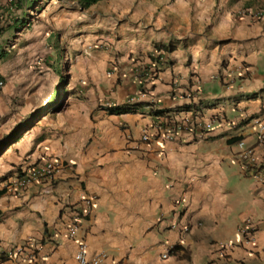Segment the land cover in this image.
I'll use <instances>...</instances> for the list:
<instances>
[{
    "label": "crops",
    "instance_id": "1",
    "mask_svg": "<svg viewBox=\"0 0 264 264\" xmlns=\"http://www.w3.org/2000/svg\"><path fill=\"white\" fill-rule=\"evenodd\" d=\"M31 1L0 37L16 43L10 52L0 44V80L19 79L50 43L61 50L63 26L77 65L62 111L0 133V145L8 141L0 149V253L32 241L41 245L37 264H79L67 226L71 209L91 195L97 200L78 239L90 257L105 252L106 264H205L222 243L237 244L234 263L264 264V184L236 157L240 140L257 145L250 120H264V19L238 13L264 11V0H108L87 10L48 0L38 28L21 25ZM156 49L167 50L168 61L151 96L130 113L110 114L140 88L133 61L148 64ZM3 92L14 98L9 83ZM154 110L212 129L201 141L186 131L175 142L146 144L143 130L165 119ZM257 151L264 156V145ZM47 159L65 162L54 181L20 197L5 191L18 168ZM246 219L256 224L253 248L238 245ZM172 223L191 232L183 236Z\"/></svg>",
    "mask_w": 264,
    "mask_h": 264
},
{
    "label": "built area",
    "instance_id": "2",
    "mask_svg": "<svg viewBox=\"0 0 264 264\" xmlns=\"http://www.w3.org/2000/svg\"><path fill=\"white\" fill-rule=\"evenodd\" d=\"M17 0H8L5 6H0V26H3L14 11ZM240 18H248L252 21H260L264 19V11L262 9H244L238 13ZM10 21V20H9ZM14 44L9 45L6 50L8 52L14 49ZM168 61V51L164 49L154 50L148 64L140 63L139 59L134 60L131 65V74L139 84L138 92L130 96L124 106H133L135 102L141 99H146L151 96L152 87L155 81L159 78L161 64ZM126 78V74L124 76ZM3 86V82H0ZM165 119H159L150 128L143 130L141 141L150 144L156 141H178L181 134L188 132H199L198 139L201 141L212 129V124H203L193 122L189 118H178L176 116H164ZM251 128L257 136V145H248L245 140H240L237 143L239 149L237 160L246 176L258 180L264 184V156H261L258 151V146L264 145V120L262 118H253L249 122ZM232 126V125H231ZM65 162L59 159L41 160L34 164L22 166L16 170L15 178L5 186V191L12 196H22L32 185H40L52 182L56 179L59 172L63 169ZM95 196H84L81 200V208L71 209V222L67 226V237L70 240L78 241V250L75 259L79 264H106L108 258L105 252H101L92 257L89 256L88 246L84 239H78V235L82 230L83 224L90 218L95 202ZM183 200L177 202V207L181 205ZM173 230H178L183 236L191 232V227L188 224L180 225L172 223L170 226ZM256 224L252 219H246L239 226L240 242L239 246L253 248L256 245L255 239ZM237 246L235 243H222L218 245V250L213 259L205 264H241L234 263L231 254ZM41 245L36 242L28 241L10 247L0 253V264H37L38 254ZM169 257V252L163 255V259Z\"/></svg>",
    "mask_w": 264,
    "mask_h": 264
},
{
    "label": "rangeland",
    "instance_id": "3",
    "mask_svg": "<svg viewBox=\"0 0 264 264\" xmlns=\"http://www.w3.org/2000/svg\"><path fill=\"white\" fill-rule=\"evenodd\" d=\"M47 2L49 1H31L29 3V10H27L28 14L23 18L24 21L22 20L23 22L21 25L27 21H32L35 23V26H37L36 28H38L40 26L38 24L40 15L49 5ZM67 2L72 3V1ZM18 12L19 10H16V8L11 12V16L8 17L10 21L7 20L4 24L5 27L8 26L9 22L16 20L15 18ZM61 31L64 38L61 50L54 51L53 44L50 43L45 47V56H37V53H33L31 56L33 63H30L28 71L21 75L19 79H8V81L0 80V82H3V86H0V133L3 130H17L16 127L21 126L20 121L23 118H30L31 116L30 120H33L34 124H36V120L44 113L49 112L56 114L65 108L68 97L73 91L71 88V75L73 67L77 65V59L74 56L75 51L71 46L73 37L70 35L69 26H63ZM4 34L5 32L3 35ZM1 36L2 35H0V37ZM10 41L8 39H0V44L4 47H8L14 44ZM15 44L14 47L16 48ZM36 47H34L35 52H37ZM7 83H9V87L15 91L14 98H10L6 92H3V88L6 87ZM1 137L2 135L0 134V140ZM1 147L0 145V148Z\"/></svg>",
    "mask_w": 264,
    "mask_h": 264
},
{
    "label": "trees",
    "instance_id": "4",
    "mask_svg": "<svg viewBox=\"0 0 264 264\" xmlns=\"http://www.w3.org/2000/svg\"><path fill=\"white\" fill-rule=\"evenodd\" d=\"M67 1L76 2L80 6V8H82L83 10H87V9H90L91 7L101 3L103 1H108V0H67ZM24 2H25V0H17V2L12 4V5L15 6L16 10H20L22 8ZM11 27H12L11 22L8 23L7 27H5L4 25L0 26V35H3V33L8 31ZM134 106L110 107V108H107V111L110 114L121 115V114L130 113L132 111V109L134 108ZM153 114L156 117H161V116L166 115V112L164 110H154ZM16 135L17 134H15L12 138H14ZM6 143H8V141L3 143V145H1L2 147L0 149H3V147L6 145Z\"/></svg>",
    "mask_w": 264,
    "mask_h": 264
}]
</instances>
